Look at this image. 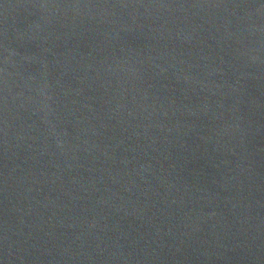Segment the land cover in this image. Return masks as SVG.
<instances>
[{
  "label": "water",
  "instance_id": "water-1",
  "mask_svg": "<svg viewBox=\"0 0 264 264\" xmlns=\"http://www.w3.org/2000/svg\"><path fill=\"white\" fill-rule=\"evenodd\" d=\"M0 264H264V0H0Z\"/></svg>",
  "mask_w": 264,
  "mask_h": 264
}]
</instances>
